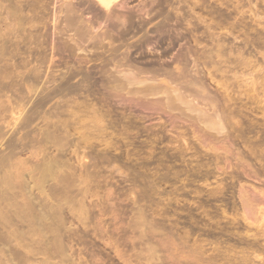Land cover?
<instances>
[{"label":"rangeland","instance_id":"rangeland-1","mask_svg":"<svg viewBox=\"0 0 264 264\" xmlns=\"http://www.w3.org/2000/svg\"><path fill=\"white\" fill-rule=\"evenodd\" d=\"M143 1L128 0V6L124 9L148 19V16L138 12ZM47 3V8L41 12L43 25L35 22L24 25L25 31L23 36H19L20 41L21 37H26L29 25L36 27L41 39H45L46 35L47 42L67 40L66 36L59 39V35L54 34L63 17L59 15L58 22L54 23V14L56 16L61 5H77L78 1L48 0ZM159 7L156 15L153 14V21L144 30L145 36L149 37L146 38L150 40L147 47L129 50L125 45L137 43L144 36L143 32L131 33L122 47L117 46L118 40V43L104 41L93 47L92 40H89L82 44L87 45H84L86 53L76 52L74 58H70L66 53L61 55L50 50L49 42L48 48L46 45L42 51L56 64L51 61L46 64L50 69L42 67L46 73L52 74L53 71L52 76L58 79L56 81L66 73L67 66L77 65L78 58H83L81 66L89 70L96 80L104 63L108 62L111 64L108 67L113 68L112 61H120L124 56L130 58L128 65L133 70L160 69V66L168 64L169 70L178 76V70L186 67L190 75L187 80L193 78L199 81V86L193 87L192 92L195 104L210 114L218 110V114L222 113L225 118L233 120L226 124L221 136L217 135L218 140H213L211 136H203L200 131L204 128L202 124L189 119L194 114L190 113L189 116L187 112V118L181 115L183 119L178 112L172 113L176 114L175 117L169 111L164 112L170 115L154 108L149 102H158L157 97L147 99L150 106L147 103L143 105L147 100L129 97H124L126 99L121 103L122 99L110 100L105 90L98 89L99 85L95 87L104 104V124L108 130L102 137L91 140L92 146L78 143L65 149V171L71 179L68 197L73 195L70 198L72 201L69 199L73 204L66 206L69 230L64 244L70 257L66 264H264V251L261 253V249L264 250V234L255 235L257 230L264 229V0H160ZM122 10L116 8L118 13H124L125 10ZM83 17L87 19L88 16L84 14ZM164 22L172 36L180 34V37L171 44L163 42L157 45L151 31ZM103 32H99V35ZM182 46L190 48L191 56L175 66L172 60ZM116 48L117 53L112 52ZM157 51L159 54L165 51L166 54L161 57ZM32 56L37 58L39 53L32 51L30 55L32 65H37L38 61L33 60ZM63 58H66L65 61ZM93 66H97L96 69ZM160 79L165 81L162 76ZM76 81L70 83L75 84ZM3 82L7 83L5 80ZM74 96L64 99L73 102L79 97L75 101L81 102L86 94L77 98ZM58 100L56 97L52 102ZM0 103L4 108V111L0 109V125L5 128V133L13 134L14 137L11 136L16 141L25 134L21 129L14 130L15 119L19 115L16 111L5 109L7 105L11 107L9 103L6 105L5 98L1 97ZM117 105L121 106L118 108ZM155 123L156 127L152 128ZM38 128L34 123L28 133H36ZM6 146L8 144L0 147V155ZM88 152L94 155L101 153L96 160L103 161L102 164L97 163ZM38 153V149H29L18 155L22 164L11 172L17 174L22 168H29L40 159ZM109 156L111 158L108 160ZM101 157L102 160H99ZM110 160L111 163H108ZM140 184L143 187L140 188ZM6 230L0 225V264H48L47 255L39 252L41 245L36 243L35 237L15 239L4 233ZM52 247L55 246H51L54 253ZM199 247H203L205 254L199 253ZM245 258H250V262H244ZM55 261H59V257Z\"/></svg>","mask_w":264,"mask_h":264},{"label":"bare ground","instance_id":"bare-ground-1","mask_svg":"<svg viewBox=\"0 0 264 264\" xmlns=\"http://www.w3.org/2000/svg\"><path fill=\"white\" fill-rule=\"evenodd\" d=\"M76 1H78L77 5H74V3L73 4L67 3L64 4V6L61 5L59 10L57 9L58 12L53 11L54 13L57 12L56 16L54 14V23H57L58 16L62 15L63 24L59 23V25L56 28L54 25L55 29L54 31L53 30L52 31L55 32L54 33L55 35L57 36L59 35L58 36L59 39H63V37L65 38L66 36V39L68 41L66 40L65 42H62L63 40L60 41L55 40L57 42H54L52 40L51 41L49 40L50 42L49 43L47 42L46 35L44 36L46 40L41 39L42 37L41 33L40 32L37 33L36 27H34L33 25L32 26L29 25V28L26 30V35H25L26 37L23 38L21 37V41L19 37L24 35V31H25L24 25H27L28 23L30 24L31 22H35L37 25H43L44 16L43 15L41 16V12H44L45 8H47L45 6L48 5L47 3L48 0H27V1L0 0V99L1 97L5 98L6 105L8 103L11 105V107H8V105L6 106L5 109L7 111L9 112L16 111V114L19 115L15 119L16 129L14 130L18 131V129H21L25 131V132L22 131L25 134L22 133L23 135L18 137V140L14 141L13 134H11L13 136L12 137L9 133H5L4 132L5 128L2 125H0V147H4V145L8 144V146L4 148L3 152L5 153L2 152V155H0V225L2 229H7L6 232L4 233H6L9 237H13L15 239L17 237L24 238L25 236H29L32 238L35 237L36 243L41 245V248H39V252L44 253L43 254L44 256L45 254L47 255L48 264H66V261L70 259V257L66 253L67 249L65 247L64 240L67 235L66 232L69 230V228L67 227L66 206L69 203L71 205L73 204L72 202H70V200L72 201V199L70 198L73 195L69 194V196L70 195L71 196L70 198L68 197L67 190L69 189L71 179L70 176H68L67 172L65 171L67 167V163L65 160V158L67 157V153L65 149L68 146L70 147L71 145L78 143H83V144H87L88 146H92L91 140H96V138L102 137L104 133L108 130V126L104 124V122L106 121V113L103 110L104 104L101 102L100 96L97 93V91L94 90L95 87L97 88V86L99 85L100 87L98 89L102 88L103 90H105L106 96L108 94L109 99L110 98L115 100L122 99L121 103H123V100L126 99L124 97H129L130 99L137 98V99H141V101H145L150 97H155V98L157 97L158 102L156 103L155 102L152 103V101L149 102L154 108L156 107V109L158 108L160 109V111L162 110L161 112L169 111V113L171 112V114L174 112H178L180 116L184 115L183 117L186 118L188 114L189 116L191 115L190 113L194 114V116L191 115V117L188 118L190 120L195 119L196 122L202 124L204 128L201 129L200 127L199 129H201L200 131H202V133L204 134L203 136L204 137L205 135L211 136V138L213 137L212 138L213 140L214 138L215 139L217 138L218 140L219 137H217V135L221 136V133H223V131L225 130L226 124L227 123L230 124V121L232 122L233 120V119L229 120V118L228 119L225 118L222 113L218 114L217 113L218 110H213V112L210 114L205 108L195 104L196 99H194L192 92H193V87L199 86V81H197L196 79L194 80L193 78L187 80V78L190 75L186 67L178 70L179 72L178 76H175L173 72L169 70L170 65L168 64L160 66V69L137 68L133 70V68L130 65H128L130 58L128 59L127 56H124L120 61L117 62L112 61L113 68L108 67L109 63L105 61L106 63H104V66L102 65L99 70V74H100L99 78L96 80L91 75L89 70L86 71L81 66V64L83 65V62L81 61L83 58L82 59L78 58L79 60L76 58V60H78L76 63L77 65H72L70 67L67 66L66 73L62 77H60L59 81H56L57 78L55 79L54 76H52L53 71L49 70L50 72L52 71V74L46 73V70L42 67V66L46 67V64L48 62L52 61L53 63V59L49 58V56L46 57L47 55L45 54L44 51H42L44 50L43 47L46 48V45L48 43L51 44V45L48 44L49 46H51V49L49 48L50 50L54 51L56 54H61V55L66 53L70 55V58L72 57L74 58L76 52L86 53V49H85L86 47H84L85 44L84 45L82 44L90 42L89 40H92L91 45H93V47L102 44L104 41H108V42L112 41L114 43L115 42L118 43V41H120L119 45L117 46L121 45L120 47H122V44L128 39L127 37L131 35V33L134 35L143 32V35L145 36L146 34H144L145 33L144 30L147 28L150 22L153 21L154 15H156V11L157 10L159 11L160 9L159 7L160 0H144L138 9V12H142L143 15L148 16V19H144L139 15L137 16L136 13H134L135 11L132 12V10L129 11L124 9L126 8L128 0H76ZM204 3L205 2L203 1V4ZM116 8L123 9L122 11L124 10L125 11L124 13H118L116 12ZM84 14H87L88 16L87 19L83 17ZM38 30L41 31L40 28ZM92 30L96 31L97 33L96 34L92 33L91 32ZM101 31L104 32L101 35H99V32ZM71 33H73V35H71ZM151 33L154 37L153 40H155V43L157 45L162 44L163 42H168L169 44H171L180 37V34H176L175 36H172L170 34V28L165 24V22L163 24H159L154 31H151ZM171 33L174 32L171 31ZM60 36L63 37L61 38ZM144 36H142L139 40H137L138 41L137 43L134 42V44L132 43V45H125V46L129 48V50L130 49L137 50L147 47L150 40H148L149 38L148 36L145 37ZM70 43L72 44L70 45ZM116 50L117 48L112 50V52L113 51L116 52ZM32 51H36L37 53H39V56L37 58L33 57L34 55L32 56L33 60H35L36 62L38 61L37 65H32V59H30V55L32 54ZM49 52L51 53V51ZM162 53L163 52L159 54L158 52V54L161 55V57H163L166 54L165 51L164 54ZM190 53L191 52L189 47L182 46V49L173 58L174 60H172V63L175 66L182 64V61H185L189 55L191 56ZM21 56H26V57L22 58ZM47 58L51 60H47ZM60 60L61 59H59V61ZM76 60L74 59V63ZM54 65L53 67H55ZM160 65H162V63ZM96 67H94L93 69H96ZM46 69H50V68L46 67ZM160 76L164 77L165 81L161 80ZM76 79L77 81L75 84L70 83L71 81L73 82V80ZM4 80L7 83H4L3 82ZM180 81H182L183 85L180 83ZM160 82L162 84H160ZM46 84L47 86L48 85L49 86L46 87L45 86ZM177 86H179V88ZM181 90H183V92H181ZM84 94H86L84 98L85 100L81 102L75 101L78 100L79 98L78 96ZM69 95L71 96L75 95L74 97L76 98L78 97V98L73 99L74 97H72L74 101L70 102L71 100L70 101L66 100L67 98L66 96L71 98V96ZM56 97H58L60 101L58 100V102L53 103L52 101ZM64 97L66 98L64 99ZM88 98L90 99L87 100ZM199 98L197 97V99ZM207 100L210 101L209 99ZM203 101H205V99ZM131 102L129 101V103ZM146 103L149 104L148 100L147 102H143V105H146ZM14 104L15 107L13 106ZM149 106L147 105L146 107L148 108ZM140 107L142 108L141 105ZM147 108L143 107L144 110L145 109L147 110ZM0 109L4 111V108L1 105V103H0ZM149 109L150 108H148V111ZM117 111L119 110L117 109ZM187 112L188 114L185 116ZM164 113L170 115L167 112ZM109 114L111 115L110 112ZM125 117L126 115L124 116V118ZM183 117L181 116V118ZM131 120L129 119V121ZM133 122L132 123L130 122V124H133ZM34 123L36 124V127L37 126L39 127L36 130L37 132L34 133L35 132L34 131L32 133H28L29 131L28 129L32 128V125ZM102 123L104 125H102ZM107 124H110V122ZM154 125H155L154 127L152 126L151 127L155 128L156 123ZM129 128H132V126ZM153 131L155 132V130ZM11 133L13 132L11 131ZM32 134L34 135L32 136ZM209 142L211 143V141ZM29 149H38L40 152L38 153V155L40 154V159H38L33 165L29 166V168L28 166H26L25 168H22L17 174L12 173L11 172L12 169H14L18 164H22V162L18 159V155H22L23 153L27 152ZM88 150L90 151L91 148L90 149L88 148ZM95 152L96 150L94 151V153ZM90 155L91 157L93 155L96 160V156L99 155L100 157L101 153H98V155H94V154H90ZM86 156L88 157L89 155ZM106 156H108V154ZM110 156L108 158L107 157L105 158L109 160V158H111ZM102 158L103 157L99 158V160H102ZM105 158L103 160H105ZM113 158L112 161L113 160L115 161V159ZM15 160H17V163L15 162ZM108 160H106V162ZM114 161L112 163L115 164ZM100 162L98 161L97 163ZM108 163H111V160ZM95 164H93V167H95L94 166ZM74 184L76 185V182ZM141 186L142 185L140 184V188ZM73 188L76 189L75 186H73ZM136 199L137 198H135V200ZM263 228L264 227H262V229ZM262 234H264V229L261 231L257 230L255 232V235L261 236ZM52 245L55 246V248L52 247L54 249V253L51 249ZM198 251L201 255L205 254L206 252L203 249V247H199ZM263 251L264 250L261 249V253ZM39 252L38 254H40ZM57 257H59V261H55V258ZM249 259L250 258L247 259L245 258L244 262L249 263L251 260Z\"/></svg>","mask_w":264,"mask_h":264}]
</instances>
